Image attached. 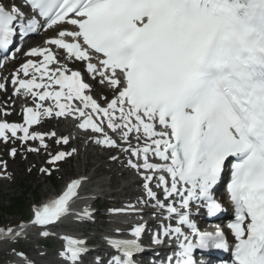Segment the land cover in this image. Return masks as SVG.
I'll return each instance as SVG.
<instances>
[{"label":"snow or ice","instance_id":"6c2138e0","mask_svg":"<svg viewBox=\"0 0 264 264\" xmlns=\"http://www.w3.org/2000/svg\"><path fill=\"white\" fill-rule=\"evenodd\" d=\"M49 29L56 35L46 39L45 46L25 53L42 59L22 64L11 82L18 85L14 95L54 104L25 108L23 125L0 123V141L10 139L7 132L23 142L39 141V147H29V152L47 151L45 136L56 138V133L29 132V128L40 123L42 116H72L78 121L83 118L79 128L103 134L97 144L108 148L126 144L125 153L142 159V163L130 159L129 167L149 173L142 177L148 200L167 212L165 219L178 218V226L164 227L151 241L160 245L173 236L178 241L182 238L175 264H195L197 248H228L222 231L199 230L191 219V207L196 203L197 208H206L209 217L222 211L213 190L230 166L228 191L235 223L229 227L238 242L235 260L264 264V0L0 2V51L9 50L18 31L23 35ZM56 49L67 54L65 63L72 58L87 62L93 79L99 76L98 83L114 90L113 99L103 97L106 107L85 94L91 91L90 85L82 82L80 72L60 63ZM21 73L28 79L20 78ZM54 85L60 90H50ZM5 87L0 83V89ZM73 100L80 105H73ZM106 129L118 135L119 142ZM18 132L23 135L17 136ZM55 143L66 145L68 138H56ZM73 152L49 153L48 163L55 165ZM150 153L162 163L150 162ZM10 154L15 156L16 149ZM41 172L51 174L49 169ZM154 180L164 201L178 197L179 207L161 202L151 187ZM80 184L73 180L58 199L35 209L34 223L48 226L69 216ZM129 209L135 211V206ZM84 215L90 217L86 210ZM145 230L144 225L135 227L131 234L136 239L130 241L109 240L123 255L109 264H133V253L143 251L138 241ZM10 234L20 235L0 229V237ZM86 252L84 241L73 240L60 255L71 264H81ZM172 261L170 257L169 264Z\"/></svg>","mask_w":264,"mask_h":264},{"label":"rangeland","instance_id":"374dc122","mask_svg":"<svg viewBox=\"0 0 264 264\" xmlns=\"http://www.w3.org/2000/svg\"><path fill=\"white\" fill-rule=\"evenodd\" d=\"M44 128L49 131L57 132L58 134V131L60 130L61 125L56 126L55 123L51 121H47ZM61 131L62 133H60L59 135L63 136L65 135L63 134V132H66L68 134V138H69V133L72 134V130H69V127H66V123L62 126ZM69 140H73V138H69ZM74 140L78 142H82L81 139L77 136L74 138ZM96 145L98 147H105L104 145H99L97 143ZM92 146L95 147V145H92ZM81 148H83L85 153L80 156H77L75 159H72L71 161L66 163L63 169L59 171V173L54 174L56 178L54 181L52 180L53 184L52 182L43 179V176H40L36 170L31 169L34 163V159H31L27 164H24V162L23 163L21 162L22 158L13 162L10 165L11 181L10 182L8 181L6 183H4L5 182L4 181L2 184L0 183V209L2 207H5V208L8 207L11 202L10 199L21 197L22 199L21 202L23 203V206L27 208L29 211L31 205L33 204L38 205L42 203L44 200H46L49 196L57 194L58 190L61 188V185L64 182L68 181L70 178H73L81 174L82 172H84L86 176H92L96 178L91 184H87L85 186V189L88 191L91 190L93 192L94 187L95 186L97 187L100 182H103L102 187L106 188L104 190L108 191V190L113 189L114 193L117 194V195H114L115 198H111L110 200H116L120 198L121 196H124V195L126 196L129 194L131 196V193L134 191L133 187H131L130 189L127 188V190H126V187H122L121 190L118 189L120 186H128L127 184L130 181L129 176H126L125 180L121 183V180L124 177L122 179L121 178L118 179V175H120L122 172L118 171L115 168V166H110L111 165L110 162L105 163V165L108 167L107 168L108 174L111 176L110 189H107V185L109 188L108 180L110 178L105 172V169H106L105 165L101 164L102 161L104 160V157L97 158L95 156L96 153L93 151L89 152V150L86 149L85 145L84 146L82 145ZM103 151L105 150L102 149L101 153ZM96 152H98V150ZM95 168H97L96 172H95ZM109 171H111V173ZM120 193H122V195H120ZM133 198L134 197H132V199ZM115 205H118V204H115ZM97 207H99V205H97ZM20 215L21 213L17 212L14 214V216L7 217V216H3L2 213H0V217H1L0 223L1 225H4V226L7 225L8 223L14 224L18 220V217H20ZM104 230L109 231L107 226L105 227ZM114 231H118V230H114ZM93 234H94L93 231H89L87 235L88 239L96 240L100 238L99 234H95V236H92ZM49 244H50V247H47L45 245L46 250L39 252L38 251L39 245L31 243L30 246L28 245L27 247L26 257L29 260L37 262L38 264H54L55 262H58V259L54 260V258H58V251H59L60 243L57 240H50ZM1 248L2 247L0 246V249ZM5 254L7 253H2L0 255V264L3 260L2 257ZM11 254L14 255V253H11Z\"/></svg>","mask_w":264,"mask_h":264},{"label":"bare ground","instance_id":"6f19581e","mask_svg":"<svg viewBox=\"0 0 264 264\" xmlns=\"http://www.w3.org/2000/svg\"><path fill=\"white\" fill-rule=\"evenodd\" d=\"M67 117V119H70V116H66ZM65 123H63V125H64ZM34 126L32 125L30 128H33ZM66 127H69V130H74L75 131V137L77 136V137H79L80 139L82 138L81 137V135H80V133H79V131L77 130V124L75 123V125L73 126V127H71L68 123H66ZM111 133V132H110ZM108 135H109V132H108ZM73 136V133L71 134V133H69V138H75L74 136ZM112 136V135H111ZM116 138H118V135H114ZM67 138H68V134H67ZM100 139H103V134L102 135H100V137H99V139H96V140H100ZM82 141V140H81ZM82 145L84 146L85 144H84V142L82 141ZM99 145H101V144H99ZM104 153H106V151H103L102 153H99V154H96L95 156L97 157V158H103V157H105L104 156ZM113 171V170H112ZM110 173H111V171H109ZM114 172V171H113ZM113 176V175H112ZM125 176V173L124 172H122L120 175H118V179H122L123 177ZM114 177V176H113ZM115 178V177H114ZM71 179V178H70ZM0 182H4V181H0ZM133 186H135V185H133ZM109 191H112V190H109ZM104 192H107V190H103V192L101 193V195H105V193ZM93 195H95V193H92V192H88L87 194H86V196L88 197V198H90V197H92ZM141 197L143 196V195H140ZM143 199V198H142ZM150 215H153V214H150ZM58 240V239H57ZM55 262V261H54ZM58 262H59V260H58ZM58 262H55V263H58Z\"/></svg>","mask_w":264,"mask_h":264},{"label":"trees","instance_id":"16d2710c","mask_svg":"<svg viewBox=\"0 0 264 264\" xmlns=\"http://www.w3.org/2000/svg\"><path fill=\"white\" fill-rule=\"evenodd\" d=\"M21 197H16L14 199H11L10 201V205L8 207H2L0 209V213H2L3 216H7V217H11L13 216L15 213L17 212H21L22 210L25 209V207L23 206V203L21 202ZM24 217L26 215V213L22 214ZM1 218V217H0ZM1 224V223H0Z\"/></svg>","mask_w":264,"mask_h":264}]
</instances>
